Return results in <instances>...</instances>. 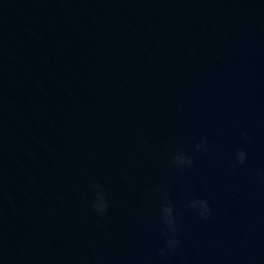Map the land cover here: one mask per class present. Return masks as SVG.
<instances>
[{
    "label": "water",
    "instance_id": "95a60500",
    "mask_svg": "<svg viewBox=\"0 0 264 264\" xmlns=\"http://www.w3.org/2000/svg\"><path fill=\"white\" fill-rule=\"evenodd\" d=\"M262 172L264 0H0V264H264Z\"/></svg>",
    "mask_w": 264,
    "mask_h": 264
},
{
    "label": "clouds",
    "instance_id": "9594fccd",
    "mask_svg": "<svg viewBox=\"0 0 264 264\" xmlns=\"http://www.w3.org/2000/svg\"><path fill=\"white\" fill-rule=\"evenodd\" d=\"M206 150V148H205ZM247 153L243 150H238L236 153V160L240 165H243L247 161ZM186 158L183 156L177 157V162L180 164L185 163ZM187 163L191 165V160H187ZM260 175L264 176V172L260 173ZM199 207L196 208V213L203 219H207L212 214V209L207 200H201L198 202ZM92 208L99 214H104L107 212L109 208L108 202L104 198H99L95 203L92 204ZM164 219L166 224L171 229L170 234L166 233L165 245L160 250V255L162 258H167V254L169 252H175L178 245L180 244V240L177 238V230H176V217L173 215V208L171 206H166L164 208Z\"/></svg>",
    "mask_w": 264,
    "mask_h": 264
}]
</instances>
